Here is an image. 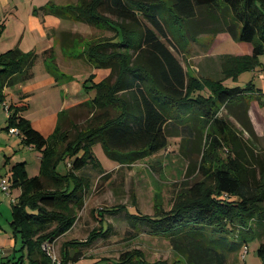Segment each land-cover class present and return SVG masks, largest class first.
<instances>
[{"label": "trees", "instance_id": "trees-1", "mask_svg": "<svg viewBox=\"0 0 264 264\" xmlns=\"http://www.w3.org/2000/svg\"><path fill=\"white\" fill-rule=\"evenodd\" d=\"M41 9L66 19H86L112 30V36L89 42L85 48L91 63L97 68H109L110 73L92 82L95 96L87 101L92 110L90 123L85 129H77L73 138L62 127L61 117L66 110L59 113L53 133L44 137L19 115L26 103L9 104L11 114L5 128L18 127L22 143L33 146L42 156L39 175L28 176L24 161L12 166L11 188H20L21 193L12 202L9 223L14 237H20L22 253L0 262L53 264L43 244L54 242L73 227L88 188L87 178L78 171L89 163L98 165L92 149L95 143L100 142L111 159L133 163L166 149L169 137L179 135L171 128L175 125L185 139L200 138L208 126L209 140L205 141L203 155L208 156L209 165L213 163V152L217 154L223 144L229 148L227 160H219V168L209 171L213 185L186 182L174 193L170 209L163 207L161 192H155L153 215L132 213L125 205L106 211H125L136 228L147 227L153 235L169 237L173 250L186 264H236L231 255L235 257L240 252L251 232L257 234L252 221L264 222V155L252 146L255 130L248 104L237 116L248 138L230 120L219 116V111L238 100L242 102L256 89L251 83L228 87L221 79L191 74L172 48H183L202 33L227 31L234 39L252 42L254 47L252 55L225 56L224 77L255 66L264 53V0H76L65 5L50 1ZM2 31L0 25V36ZM70 36V32H62L61 45H73L79 38ZM42 56L47 71L58 79L54 49L45 50ZM38 58L36 51L25 52L19 47L0 53L1 103L6 102V87L33 77ZM94 76L91 74L90 80ZM113 76L115 80L111 81ZM206 89L208 95L204 94ZM70 123L72 127L76 125L72 120ZM64 158L71 165L67 173H59L57 165ZM109 230L110 226L102 222L86 240L65 241L61 263L78 259L79 252L72 254V249L91 245ZM230 236L240 241L230 240ZM257 254L264 260V242ZM102 262L166 264L147 260L137 249Z\"/></svg>", "mask_w": 264, "mask_h": 264}, {"label": "rangeland", "instance_id": "rangeland-1", "mask_svg": "<svg viewBox=\"0 0 264 264\" xmlns=\"http://www.w3.org/2000/svg\"><path fill=\"white\" fill-rule=\"evenodd\" d=\"M74 2L76 0H64L61 5ZM69 25L73 31H68L71 33V36H77L80 39L76 38L73 45L61 46V39L59 38L56 46H54L56 61L61 65L58 70L60 77L55 79V76L45 68L42 70L45 65L43 60L37 61L35 66L36 80L40 81L41 77H46L45 73H47L49 77L51 76L56 80L57 85L54 87L46 84L30 85L29 91L31 95L30 119L47 113H60L63 108L67 107L65 108L66 112L61 117V121H63L62 127L69 130V137L73 138L77 129H85L89 125L92 116V110L88 102L76 104L68 109L69 104L66 102L70 103L77 92L74 87L79 88L81 90L80 94L87 95L88 99L94 98L95 92H92L94 91V88L91 87L92 82H95V80L99 82L110 73V69L95 68L86 57L85 48H88L89 42L112 36L114 33L107 27L88 22L86 19L84 21H69ZM199 42L203 43V40ZM202 43L200 45H203ZM176 49L172 48L184 68L189 73L199 76L200 74L196 68L198 58L195 56L196 53L191 43L183 48L178 45ZM223 50L233 52L231 46ZM237 56L241 57L245 55ZM91 74L95 75L93 80H90ZM112 80H115V76L111 78ZM220 81L224 86L228 87L246 86L251 83L252 85L254 84V87L264 88V53L259 55L258 64L255 66L246 70L243 69L237 74L223 77ZM260 91L264 94L262 89ZM204 94L208 95L209 90L206 89ZM62 105L63 108H61ZM5 115L7 114H5L3 106L0 104V119L4 118ZM219 116L222 118L229 116L228 118L230 119L228 120H230L232 126L244 137L248 138V132L243 129L242 125L235 119L233 114H230L227 108H222L219 111ZM67 119L72 120L76 125L72 127ZM0 123L3 124L5 121ZM171 128L179 133V135L169 137V145L165 150L131 164H121L111 159L107 155L103 145L100 142L95 143L92 149L95 162L98 165L95 167L92 163H89L78 171L80 176L87 178L88 188L85 192L84 204L77 211V218L73 227L66 234L55 239L54 242L46 241L44 244H51V247L54 248L58 257H60L61 247L65 241L86 240L89 233L93 229H99L103 222L104 225L110 226L107 235L100 237L91 245L80 246V248L75 250L72 249V254L76 251L79 252V258L72 260L71 264H106L102 262L104 259L116 260L122 252L132 249L142 251L147 260L151 262L163 261L166 264H186L184 258L173 250L169 237L153 235L147 227L136 228L129 220L125 211L118 213H108L109 211H106L125 205L132 213L138 211L142 214L153 215L155 213V192H161L163 207L170 209L174 193L184 188L183 186L186 182L189 185L195 182L213 185L214 178L209 171L219 168V160L221 162L227 160L229 148L223 144L222 147L218 148L217 154L213 152L211 154L213 163L209 165V163H206L208 156L203 155L205 141L209 140V136H207L208 126L204 128L200 138L195 137L193 139L183 138L179 132V127L172 125ZM13 136L18 137L15 134ZM253 142L259 155H264V141L258 140L256 133L253 137ZM11 146L13 148H2L3 160L5 158L4 151L7 155H11L14 152L17 157H14L16 155L11 157L13 159L12 164L25 160L28 163L29 176L32 177L36 173V175H39L42 153L38 154L36 148L31 149L21 143L19 145L11 144ZM214 161L216 162L214 163ZM68 164L71 165L70 161L64 158L58 163L57 171L59 173H67L69 169ZM191 165L195 167L189 171L188 168ZM98 170H102L103 173ZM8 174H5L6 177ZM7 180L10 181L9 178ZM16 194V191L13 192V199ZM11 199L5 192L0 191V203L4 204L3 207L8 209V216L5 215L0 218L3 234L6 233L2 237V232L0 231V260L12 257L13 255L14 257H18L22 253L19 251L21 247L20 237H17V245L14 248L15 237L9 223L11 220ZM251 226L256 230L257 234L249 232L250 237L242 245L240 252L235 257L231 255L230 259L233 260L235 258L236 264H264V260L257 254L261 242H264V222L257 223L256 221H252ZM210 237H214V235H210ZM230 238L233 241H240V238L234 236H230ZM11 239H14L12 245Z\"/></svg>", "mask_w": 264, "mask_h": 264}, {"label": "crops", "instance_id": "crops-1", "mask_svg": "<svg viewBox=\"0 0 264 264\" xmlns=\"http://www.w3.org/2000/svg\"><path fill=\"white\" fill-rule=\"evenodd\" d=\"M50 1H53L56 4L61 5L62 1L64 0H0V25L3 27V31L0 36V53L14 47H19L21 50L25 52L31 50L36 51L39 54V58L37 61L43 60V57L41 56L42 53L45 50L51 48L55 49L54 46H56V43L59 41L60 34L62 32H68V31L73 32L72 28L69 27L70 26L69 21H73V20L63 18L54 13L45 12L43 9H41L42 6H45ZM199 37L201 38L199 39ZM198 39L199 41L203 40V43L199 42ZM232 41L234 42L238 41V42L234 43ZM189 43H191V46L193 47V50L196 53L195 56L198 58L196 63V68L200 75L199 74L197 75H199L200 77H211L215 79H222L224 77L223 63L225 56L249 55L253 53V47H254L252 42L239 41L237 39H234L227 31H220L216 33H202L199 36H197L196 39L191 40ZM200 43H202L203 45H200ZM230 46L233 52L223 50ZM57 65L60 68L61 65L58 63ZM35 66L33 67V77L31 79L11 87H6L4 89L5 93L8 94L5 101L8 104L17 103V102L26 103L27 107L23 111L19 112V115L27 118L36 130H38L44 137H47L55 128L58 122L59 113L58 112L47 113L44 115L36 116L33 119H30L31 95L29 88L30 85L36 86L38 84H46L49 85L50 87H54L55 85H57V83L56 80H54L51 76L49 77L47 73H45L46 77L42 76L40 81L36 80ZM44 68L46 69L45 65L42 70H44ZM104 69L108 70L109 68H104ZM95 82L98 81L95 80ZM73 84L75 83L73 82ZM240 87H245V86H240ZM255 87H256L255 88L256 93H254L250 97H244L242 102L238 100L234 103H231L228 106H223L222 108H227L230 114H233L235 119L238 121L237 118L238 114H241L248 104L249 107L247 112L253 124L256 137L258 138V140L264 141V94L260 91L261 89L264 91V88H260L257 86ZM74 88L76 89L75 91L77 92L70 103L66 102L67 104H69L68 109L75 106L76 104H82L90 100L88 99L87 95L80 94L81 90L79 88L77 87ZM0 104L2 105L1 102ZM61 108H63V105ZM65 108H63V110H65ZM27 109L28 111H26ZM228 117L227 119H230ZM7 118L8 116L5 115L4 118L0 119V122L5 121V123L3 124L0 123V182L2 178L5 179L9 178L10 180L11 168L14 165L11 163L13 161L11 157L16 155L14 154V152L11 155H7L4 151L5 158L3 160L2 148L3 147L13 148L11 144H17V145H19L20 143L23 144L21 136L18 137L13 136L8 132V129L5 128L7 125ZM70 119L67 120L70 122ZM26 146L28 148L34 149L33 146H28V145ZM252 146H255L254 142ZM37 152L38 154L40 153V151L38 150ZM14 157H17V155ZM23 161L26 162L27 173H28L29 172L28 163L25 160ZM121 164H126V163H121ZM5 174H8L9 177L8 176L6 177ZM36 174L34 176H36ZM15 191L17 192V194L14 196L15 199L14 202L17 201V198L21 193V189L20 188L12 189L10 186V192H11V195L9 196L10 199L13 198L12 195L13 192ZM11 205H12V201H11ZM3 206L4 204L0 203V218L5 215L8 216L7 215L8 209L4 208ZM1 226L2 225L0 224V231L2 232L1 236L4 237L3 235H5L6 233L3 234V229ZM13 240L14 239H11V245L14 242ZM16 243H17V239L15 238L14 248L17 245ZM8 258H5L3 260L6 261ZM0 264L3 263L0 262Z\"/></svg>", "mask_w": 264, "mask_h": 264}, {"label": "built area", "instance_id": "built-area-1", "mask_svg": "<svg viewBox=\"0 0 264 264\" xmlns=\"http://www.w3.org/2000/svg\"><path fill=\"white\" fill-rule=\"evenodd\" d=\"M2 106H3V109H4L5 113L7 114V116H9L11 114V112L9 110V104L6 103V102H3ZM8 132L11 135L15 134V135L21 136V132H20L18 127H10L8 129ZM10 186H11V182L10 181H8L5 178L1 179V182H0L1 190L3 192H5L7 194V196H10ZM11 201L14 202L15 199L12 198ZM43 247L46 250L47 254L52 258L53 264H62L60 257H58V255L55 252L54 248L51 247V244H44ZM68 264H71V263H68Z\"/></svg>", "mask_w": 264, "mask_h": 264}]
</instances>
